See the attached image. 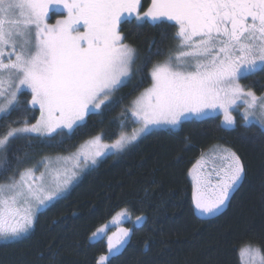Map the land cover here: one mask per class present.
<instances>
[{"label": "snow or ice", "instance_id": "snow-or-ice-1", "mask_svg": "<svg viewBox=\"0 0 264 264\" xmlns=\"http://www.w3.org/2000/svg\"><path fill=\"white\" fill-rule=\"evenodd\" d=\"M141 8V0H0V118L20 110L18 94L25 88L31 93L29 103L40 113L33 124L5 125L0 153H6L15 139H33L32 134L55 139L65 129L71 133L90 111L130 82L136 56L121 33L122 22H171L176 29L174 54L152 65L150 87L129 106L138 127L121 132L114 143H103L97 135L70 157L55 162L45 158L40 166L52 177L48 185L43 182L45 173L37 178L34 168L0 184V241L27 236L34 204L46 207L57 198L81 162L95 164L107 151H121L154 128L176 127L188 116L218 108L224 125L233 127L230 110L240 106L238 101L246 124L264 128V96L240 83L264 70V0H151L146 11ZM49 12L61 18L49 23ZM213 155L222 161L213 170L215 183L211 172L197 171L200 162L192 170L195 206L208 216L227 206L244 173L235 152L222 149ZM125 215L118 213L113 222ZM128 236L124 228L108 236L109 252L119 253ZM239 252L249 256L251 264H264V244L247 243ZM108 260L101 256L98 264Z\"/></svg>", "mask_w": 264, "mask_h": 264}, {"label": "trees", "instance_id": "trees-1", "mask_svg": "<svg viewBox=\"0 0 264 264\" xmlns=\"http://www.w3.org/2000/svg\"><path fill=\"white\" fill-rule=\"evenodd\" d=\"M150 6L151 0H142L141 11ZM170 25L122 22L125 42L137 53L131 81L71 133L11 141L7 152L0 153V184L24 161L70 154L97 135L112 143L137 127L129 106L150 87L152 65L175 51L176 29ZM242 85L264 95V70L242 79ZM19 100L20 110L0 119V133L5 125L39 119L30 92H22ZM215 147L235 152L244 173L227 206L214 216H201L190 172ZM120 212L138 224L127 220L129 237L119 253L110 255L107 237L98 229ZM247 243L264 244V130L241 120L226 129L220 117H209L183 122L177 130L153 131L106 157L41 212L26 237L0 241V264H98L101 256L109 257L106 264H242L239 249Z\"/></svg>", "mask_w": 264, "mask_h": 264}, {"label": "rangeland", "instance_id": "rangeland-1", "mask_svg": "<svg viewBox=\"0 0 264 264\" xmlns=\"http://www.w3.org/2000/svg\"><path fill=\"white\" fill-rule=\"evenodd\" d=\"M141 5H142V1H141ZM148 9V8H147ZM59 18H61V16L59 15V14H53L52 12H49V23H55V20L56 19H59ZM175 52V51H174ZM174 52L172 53V54H174ZM135 56H136V60H135V63H136V61H137V53H136V51H135ZM5 59H6V57H5ZM135 63H134V65H133V68H132V71H131V73H130V78H129V80L131 81V79H132V77H133V74H134V67H135ZM129 83V82H128ZM240 83H241V85H242V79L240 80ZM242 87H243V85H242ZM244 88V87H243ZM22 92H30V90H28V89H21V93ZM20 93V94H21ZM20 94H18V98H19V95ZM113 96H114V94H113ZM113 96L108 100V101H106L105 102V104L106 103H108L112 98H113ZM262 96H264V95H262ZM259 97V96H258ZM238 103V105H240L238 108H233V109H231L230 111H231V113H232V115H233V117L235 118V121H236V123H235V125L233 126V127H226L225 125H224V114H223V110L222 109H215V110H207V113L205 114V115H202V116H199V117H196V116H188L186 119H183L182 120V122H181V124L183 123V122H186V121H190V120H202V119H205V118H209V117H220L221 118V124H222V126L224 127V128H226V129H232V128H235L236 127V125H237V122H238V120H241L245 125H247L246 124V122L241 118L242 117V113L244 112V107H243V105H242V103L240 102V101H238L237 102ZM105 104H103V105H101V107L99 108V109H96V110H94V111H90L85 117H84V120L82 121V122H80V125H82L86 120H87V118H88V116L90 115V114H92V113H97V112H99L101 109H102V107L105 105ZM35 108H37L38 109V106L37 107H35ZM39 110V109H38ZM1 119V118H0ZM132 119V118H131ZM181 124H179L178 126H176V127H171V126H164V127H159V128H154L151 132H153V131H157V130H162V129H171V130H177V129H179V127H180V125ZM137 127H138V125H137ZM76 128V126H74V129ZM261 128V127H260ZM261 129H263L264 130V128H261ZM64 131H66V132H68V130L67 129H65ZM151 132H149V133H151ZM70 133V132H69ZM125 133H130V132H125ZM149 133H146V134H141L139 137H138V139L137 140H139L140 138H142V137H144V136H146V135H148ZM53 135H55V134H53ZM32 136H35V137H45V136H36V134H32ZM101 136V138H102V141H103V143H106V144H111V143H107V142H105L104 140H103V137H102V135H100ZM91 140V139H90ZM137 140H135L134 142H136ZM134 142H132L130 145H128L126 148H124L123 150H121V151H112V150H109V151H107L104 155H102V156H100V157H98L97 158V160H96V163L95 164H92L91 162H88L87 164H85V163H83V162H81V164H80V166L78 167V168H76V169H74V171H75V176L71 179V182L64 188V190L60 193V195L57 197V198H55L52 202H50V203H48L47 204V206L46 207H44V206H36L35 204H34V207H33V216H34V221H33V225H32V227L34 226V223H35V221H36V219H37V217H38V215L41 213V212H43L44 210H46L48 207H50L52 204H54L57 200H59L60 198H62V197H64L72 188H73V186L84 176V174L86 173V172H88V171H90L91 169H93V168H95L102 160H104L106 157H108V156H110V155H112V154H118V153H121V152H123V151H125V150H127ZM112 143H114V142H112ZM85 144V143H84ZM83 144V145H84ZM81 147V146H80ZM79 147V148H80ZM78 148V149H79ZM77 149V150H78ZM222 149H226V148H221V147H215V148H213L212 150H210V151H207L205 154H203L196 162H195V164L193 165V167L194 166H197V163L198 162H200V167H198L197 168V171L199 172V173H201L202 175H207L208 173H212V176H211V179H212V181H213V183H215V181H216V179H217V177L215 176V174H214V169H217V168H219V166L221 165V163H222V161H220L219 160V158H218V156H214L213 155V152L215 151V152H218L219 150H222ZM77 150H75L74 152H72V153H70V154H60V155H41L40 157L38 156V157H36V158H34V159H29L28 161H24L22 164H20L19 165V167L7 178V180L5 181V182H8V180H9V178L10 177H13V176H16L17 178H18V174H19V172H21V171H23L25 168H34V169H36V172H35V175H36V177L37 178H39L40 177V174L42 173V172H44L45 173V175H44V179H43V182L45 183V185H48V184H50L51 183V181H52V177H51V175H49L47 172H45V169L43 168V167H41L40 165H41V162L42 161H44L45 160V158H47L48 160H51V161H53V162H55L56 161V159L57 158H64V157H70V156H72L74 153H76L77 152ZM228 150V149H227ZM202 157H203V159H202ZM31 160V161H30ZM69 166H71V161H69ZM193 167H192V169H191V172H190V176H191V179H192V170H193ZM4 182V183H5ZM192 182H193V185H194V188H195V184H194V181H193V179H192ZM34 203V202H33ZM37 207H38V210H37ZM195 208H196V206H195ZM196 210H197V213L199 214V215H201V216H208V215H204V214H201L200 212H199V210L196 208ZM117 217V216H116ZM115 217V218H116ZM127 220H130L131 222H132V224L133 225H136V224H138V221H134V220H132V219H130V217L127 215V213H126V215L124 216V217H120V219H119V221L117 222V223H114L113 221H111L110 222V224L108 225V226H105L104 227V232L103 233H100V235H103V236H106V237H108V236H112L114 233H117V232H119V230L121 229V228H124V229H126V224L128 223L127 222ZM32 229V228H31ZM110 231H113V233H111V234H109V232ZM130 234V233H129ZM26 237V236H25ZM129 237V236H128ZM127 237V238H128ZM109 254L110 255H112V253H110L109 252ZM240 258H241V263L242 264H251V258L249 257V256H247V255H245V256H243V257H241V255H240Z\"/></svg>", "mask_w": 264, "mask_h": 264}, {"label": "flooded vegetation", "instance_id": "flooded-vegetation-1", "mask_svg": "<svg viewBox=\"0 0 264 264\" xmlns=\"http://www.w3.org/2000/svg\"><path fill=\"white\" fill-rule=\"evenodd\" d=\"M142 1V0H141Z\"/></svg>", "mask_w": 264, "mask_h": 264}]
</instances>
